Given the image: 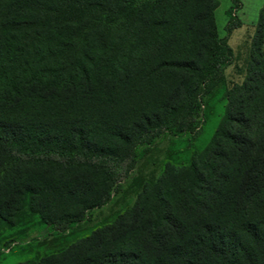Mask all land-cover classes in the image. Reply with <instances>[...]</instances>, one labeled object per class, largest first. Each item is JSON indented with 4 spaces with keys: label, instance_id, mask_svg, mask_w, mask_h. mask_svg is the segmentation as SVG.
<instances>
[{
    "label": "trees",
    "instance_id": "1",
    "mask_svg": "<svg viewBox=\"0 0 264 264\" xmlns=\"http://www.w3.org/2000/svg\"><path fill=\"white\" fill-rule=\"evenodd\" d=\"M217 5L0 0V219L26 207L64 230L108 200L137 144L191 131L228 58ZM230 22L228 34L240 25ZM226 94L188 166L166 168L111 222L17 264H264V0L244 79Z\"/></svg>",
    "mask_w": 264,
    "mask_h": 264
},
{
    "label": "rangeland",
    "instance_id": "2",
    "mask_svg": "<svg viewBox=\"0 0 264 264\" xmlns=\"http://www.w3.org/2000/svg\"><path fill=\"white\" fill-rule=\"evenodd\" d=\"M262 4L263 0H218L214 9L216 30L228 48V58L222 68V76L211 90L200 95L198 117L191 131L168 129L148 143L137 144L133 168L114 186L108 200L87 209L82 220L71 223L64 230L41 223L39 217L26 207L19 210L11 221L0 219V264L35 259L84 237L130 208L143 186L154 182L166 168L188 166L195 156L202 153L224 117L228 89L244 79ZM230 20H239L240 25L228 34Z\"/></svg>",
    "mask_w": 264,
    "mask_h": 264
}]
</instances>
